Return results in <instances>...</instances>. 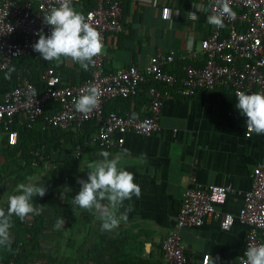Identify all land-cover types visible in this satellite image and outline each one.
<instances>
[{"label": "crops", "instance_id": "0c3cea01", "mask_svg": "<svg viewBox=\"0 0 264 264\" xmlns=\"http://www.w3.org/2000/svg\"><path fill=\"white\" fill-rule=\"evenodd\" d=\"M121 6L122 30L105 39L100 53L107 71L124 69L128 65L143 67L152 55L170 51L174 52L175 59L167 69L176 77L181 76L185 64L202 63L199 55L191 61L186 51L192 49L198 54L200 41L214 27L206 21L209 15L206 5L199 2L176 4L173 0H122ZM74 9L83 14L85 3L80 0ZM190 10L196 11L195 19L189 18ZM39 62L40 58L35 57L33 67L40 68ZM64 65L67 71L55 70L63 83L77 84L89 77V70L82 69L70 58L64 60ZM148 101L142 88L133 98L106 102L104 111L144 117ZM235 101L233 94L220 89L199 90L187 99L174 95L160 106L157 133L149 136L127 134L121 147L106 151L111 157L128 149L121 166L133 174L140 188L139 198L133 196L123 202L117 214L127 209V219L112 230L100 228L98 210H84L72 201L65 202L67 196L72 198L79 190L77 180L86 179L87 165L101 159L100 153L104 150L84 145L79 158L75 159L76 137L53 136L50 155L44 161L43 176L47 179L43 186L45 196L54 195L53 200L42 204L41 239L58 240V254L66 251L67 242L74 239L75 252L84 254L101 237L121 238L128 251L139 252L150 264H167L161 256V240L173 226L182 194L193 176L202 185L230 186L225 201L216 209L231 214L234 222L229 230L223 231L215 219L208 217L199 228L182 229L180 234L188 264H200L204 255L208 256V264H240L246 228L236 217L243 194L250 188L253 168L259 163L264 166V134L246 136L245 118L238 115ZM5 149L6 135L0 132V209H6L7 196L16 184L28 182V178L34 183L41 180L34 177V168L26 178L16 173L18 165L15 163L3 169ZM61 217L63 226L54 227ZM14 233L9 229L10 239ZM51 246L54 245L44 246L49 254ZM40 250L33 251L34 260Z\"/></svg>", "mask_w": 264, "mask_h": 264}, {"label": "built area", "instance_id": "2783aa9c", "mask_svg": "<svg viewBox=\"0 0 264 264\" xmlns=\"http://www.w3.org/2000/svg\"><path fill=\"white\" fill-rule=\"evenodd\" d=\"M91 7L84 11L87 21L95 27L104 44L107 37H114L122 30V0H89ZM199 2L207 6L208 13L218 12L216 0H173ZM61 0H36L34 4L19 3L17 0H0V73L7 70L13 59L29 56L31 45L37 39L34 34L49 28L42 23V15L58 7ZM80 0H71L79 4ZM235 13L224 15V27H213L211 33L199 43V53L186 51L191 61L199 55L201 64L188 63L182 67L180 77L168 70L175 55L173 51L152 55L143 67L128 65L124 69L109 72L104 67V57L98 54L88 67L89 77L77 84L63 83L52 67L39 73V86L24 79L0 95V124L6 142L13 146L17 142V131L11 125L26 128L41 120L43 129H71L81 131L90 128L91 134L83 144L104 151L122 146L127 134L149 136L160 130L158 116L162 102L176 95L187 99L199 90H226L235 96L236 91L264 92V0H229ZM195 19V10L188 12ZM100 91L98 106L87 114L74 110L73 98L82 94L88 86ZM142 88L149 101L144 117H132L128 113L115 111L104 113L106 102L135 97ZM47 102L57 105L53 113H44ZM248 136V134H246ZM82 144L76 143L73 157L78 159ZM36 165L35 160L32 163ZM230 186L202 185L190 177V185L182 194L176 220L161 240L162 259L167 264H188L184 255L181 230L199 228L211 217L220 230L231 228L234 217L221 213L216 206L225 201ZM237 221L246 228L240 264H245L244 251L247 247L264 243V166L257 164L251 173L250 188L244 192ZM0 264H3L0 262ZM6 264H13L9 260ZM200 264H208V256Z\"/></svg>", "mask_w": 264, "mask_h": 264}, {"label": "clouds", "instance_id": "9594fccd", "mask_svg": "<svg viewBox=\"0 0 264 264\" xmlns=\"http://www.w3.org/2000/svg\"><path fill=\"white\" fill-rule=\"evenodd\" d=\"M218 12L206 17L209 25L217 29L224 27V15L235 13L229 6V0H216ZM42 23L48 26L47 35L42 30L34 33L37 36L31 45L33 52L39 54L43 61L59 63L62 58H70L74 63L87 70L94 62L93 58L102 52V37L99 31L86 19L85 15L76 11L71 0H61L58 7L51 8L42 15ZM190 43V41H189ZM13 71L11 67L5 73V78ZM100 91L92 85L83 90L82 94L73 98L75 111L87 114L99 104ZM234 108L238 115L245 118L247 134H264V92H235ZM134 118L135 114H131ZM128 149H122L119 154L112 155L102 151L99 160L87 165L86 179H78L79 190L72 196V204L81 209H95L99 212L102 230H112L127 219V209L118 213L125 200L133 196L139 198L140 188L134 182L133 174L121 166V160ZM45 195L43 184L28 182L16 184L15 189L7 196L6 209H0V246L10 245L9 229L11 217L23 219L25 216L38 215L41 208L34 204V197ZM106 201V203H102ZM64 219L58 218L54 227L60 228ZM245 264H264V243L247 247L244 251Z\"/></svg>", "mask_w": 264, "mask_h": 264}, {"label": "trees", "instance_id": "16d2710c", "mask_svg": "<svg viewBox=\"0 0 264 264\" xmlns=\"http://www.w3.org/2000/svg\"><path fill=\"white\" fill-rule=\"evenodd\" d=\"M85 3L86 9L91 7V2L89 0H82ZM85 9V10H86ZM39 57V54L32 52L29 56H22L12 60L9 67L13 71L5 78V73L7 70L0 73V95L5 91L11 89L17 79H24L33 82L39 86L38 78L39 73L49 67L54 70L67 71L68 68L64 65V60L67 58H62L59 63L55 61H43L40 59V68H34V59ZM166 70L167 67H166ZM88 78V77H87ZM83 79L82 81L86 80ZM57 109V105L52 102H47L45 105L44 113H53ZM104 113H107L104 111ZM13 130L17 131V142L15 145L10 146L6 142V158L3 161L2 167L6 169L11 164H17L18 169L16 173L19 176L26 178L33 173V161L39 159H45L50 155V147L52 140L51 138L67 135L69 137H76L77 142L85 145L83 142L91 134V129L86 128L81 131H75L71 129H43L41 120L36 121L32 127L26 128L24 126L17 125L16 119L14 120L11 127ZM88 129V130H87ZM0 132L4 133L3 126L0 124ZM90 132V133H88ZM74 158V157H73ZM21 164V165H20ZM40 165V163H39ZM22 174V175H21ZM37 184H43L47 176L44 175ZM54 194H49L48 196H36L34 197V204L43 209V203L53 200ZM57 198L54 201L57 202ZM72 201L71 197H66L65 202L69 204ZM44 215L40 212L38 215H27L22 220L15 216H12V222L10 229H13L14 235L10 239L11 243L7 247L0 246V262L6 264L9 260H13V264H18L20 258H26L22 256L21 252L24 247L31 248V252H27L31 255L32 249L39 250V243L41 240L40 234L43 232L44 228ZM85 243V240L84 242ZM29 251V250H28ZM80 251V250H79ZM54 252H51L53 254ZM57 253V250H55ZM51 254L45 257H51ZM40 254H37V257ZM58 257V256H57ZM80 262L85 264H150L147 260L143 259L139 252L134 253L132 250L126 249V246L121 238H99L98 242L90 246L86 253L82 254L81 251L78 254ZM23 259V260H24ZM69 260V259H68Z\"/></svg>", "mask_w": 264, "mask_h": 264}, {"label": "rangeland", "instance_id": "374dc122", "mask_svg": "<svg viewBox=\"0 0 264 264\" xmlns=\"http://www.w3.org/2000/svg\"><path fill=\"white\" fill-rule=\"evenodd\" d=\"M36 165L33 166L34 168V177L36 178H42L43 177V167L45 165L44 160H42V158L40 157L39 159L35 160ZM40 163V165H39ZM42 174V175H41ZM71 241V242H70ZM47 244V246L54 245L51 246V251L57 250V253H53L51 254V257L47 258L45 257V254L48 255V250H46L47 248H45L44 246ZM49 244V245H48ZM68 244V249L65 251V249L63 251H61V253L58 254V240H40V255L34 260L33 254L31 253L28 254L27 252H31V248L29 247H24L22 253V256H26V258H20L18 264H77V261L79 260L78 258V254L75 252V240L71 239L69 240V242H67ZM29 250V251H28ZM35 249H32V252ZM58 256V257H57ZM61 258V262L60 259ZM24 259V260H23ZM69 259V260H68ZM80 262V261H78ZM78 264H85L84 262H80ZM87 264V263H86Z\"/></svg>", "mask_w": 264, "mask_h": 264}]
</instances>
